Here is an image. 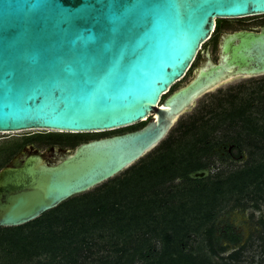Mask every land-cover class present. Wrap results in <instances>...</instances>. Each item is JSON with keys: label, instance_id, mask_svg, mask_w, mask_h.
<instances>
[{"label": "water", "instance_id": "1", "mask_svg": "<svg viewBox=\"0 0 264 264\" xmlns=\"http://www.w3.org/2000/svg\"><path fill=\"white\" fill-rule=\"evenodd\" d=\"M263 15L264 0H0V133L146 123L73 150L27 145L0 170V227L25 225L112 179L155 149L201 96L263 74L264 27L241 30L222 35L219 61L207 52L172 92L217 20Z\"/></svg>", "mask_w": 264, "mask_h": 264}, {"label": "trees", "instance_id": "2", "mask_svg": "<svg viewBox=\"0 0 264 264\" xmlns=\"http://www.w3.org/2000/svg\"><path fill=\"white\" fill-rule=\"evenodd\" d=\"M250 106L246 104L223 112L215 124L222 126L227 121L229 127L259 134L257 119L248 112ZM199 120L195 118L182 127L178 138L163 141L156 156L132 166L121 178L112 179L94 192L76 196L25 225L0 227V264H244L247 245L228 255L226 262L222 258L221 262L214 263L210 257L226 250L217 237L215 218L217 208L228 199L219 196L225 197L226 190L221 187L230 176L216 180L220 183L216 193L220 199L218 205L206 210L205 200L188 197V190L198 187L204 191L208 188L206 182L211 181L210 177L191 178L211 166L212 150L207 145L214 126L204 120L199 123ZM54 134L49 136L57 141L61 139L58 135L64 133ZM189 135L192 140L188 139ZM21 148L14 146L7 151L16 153ZM150 163L157 165L155 170L150 165L154 172L151 174L160 175L159 169L168 176L153 184L148 182L145 171ZM133 174L139 176L133 179ZM260 179L249 185L254 186L256 194L264 189ZM176 180H182L184 186L177 184L173 190H166L165 187ZM130 183H133L132 188ZM240 191L233 196L245 193ZM133 198L137 199L136 203L132 202ZM192 235L202 236L204 245L194 249L190 244ZM261 239L264 241L263 237ZM253 260L250 259L249 264H255Z\"/></svg>", "mask_w": 264, "mask_h": 264}, {"label": "rangeland", "instance_id": "3", "mask_svg": "<svg viewBox=\"0 0 264 264\" xmlns=\"http://www.w3.org/2000/svg\"><path fill=\"white\" fill-rule=\"evenodd\" d=\"M232 20L233 21H240V22L243 21V22H241V24H243V25H247L250 27H257V26H260L262 23H264V15L263 16L248 17V18H243V19H232ZM235 23H237V22H235ZM228 30L233 31V30H235V28L230 27V29H228ZM192 76H193V74L190 72V74H188V76L185 79H183L181 82L176 84L173 89H177L178 87L185 85L192 78ZM253 80L254 79L250 80L249 78H245V77L233 79L232 81H229V82L225 83L224 85H221L220 87L216 88L212 92H209L206 95L199 98L196 101V103L192 109L186 111L182 116H180L178 121L175 123L174 127L171 129V131L169 132V134L167 135V137L163 141H166L170 137H171V140L175 137L178 138V135H180V132H178V131H180L182 129V127H184L187 124H189L190 122H192L193 119H195V118L200 119L199 123H201L202 120H204V122H208L209 125L212 126L211 123H214V122L216 123V121L212 120L213 117H218L220 114H224L223 112H228L233 107H241V106L246 105L247 102L245 101V98L247 97V94L249 91L243 90V88L241 89L240 85L242 83H251V82H253ZM249 109H250V110H248L249 114L257 119L258 127L260 129V133H262V132L264 133V117H258L257 116V111H256L257 106L256 105L250 106ZM211 114H213V115H211ZM261 114H264V110L262 112L259 110L258 115H261ZM215 120H217V119L215 118ZM248 124H250V123H248ZM252 124H254V122H252ZM141 126H142L141 124H137V125L132 126L128 129H132V128L137 129L138 127H141ZM225 127H229L226 122L223 123L222 126H216V130H215L216 133H214V136H212V137L217 136L218 139H220V137L222 135H224V133L226 131L229 130L228 128H225ZM230 128H233V127H230ZM232 131L239 132L240 128H237V127L233 128ZM48 133H55V132L26 131V132H19V133L0 134V170L9 161H11V158L13 157L11 155V153H9V151H7V150L14 149V145L18 146V143L22 142V140L24 138H27L29 136H34V135L37 136L40 134H48ZM260 133L252 135V134H250V132H248V134H247L249 136V138H248L249 149H247V150L253 152L252 157L257 162L263 161V158H264V137L262 135H260ZM211 135H212V132H211ZM58 136H60V138L66 140V141H71L75 137L93 138V137H97L98 134L92 133L89 135L86 134V135H82V136H74L72 134L70 135L68 133H64L63 135H58ZM188 139L192 140V136L189 135ZM39 140L45 141L46 139L43 138L42 136H39ZM163 141L161 143H163ZM256 142H257L258 146L259 145H261V146L258 148L255 146L251 148L250 144L252 143V145H255ZM161 143L155 149L150 151L147 155H145L142 159H140L138 162H136L132 166L139 165V164H141L140 161L141 162L143 160L148 161V160H150V158L156 156L159 152V151H157V149L161 145ZM37 145H39V147H41L42 149H45L48 144H47V142H39ZM76 145H77V143L72 144V145L70 144L67 147H68V149L73 150V149H75ZM207 147L212 149L211 143L209 145H207ZM222 152L223 151L221 148H219L215 151V153H219L220 157L222 155ZM213 155H214V152H213ZM217 158H215L214 156H211V161H210L211 165H213V163H215L218 167L220 166L221 169H227V167H228V166H226L227 163L225 165H221V164L219 165V161H221V160H219V158L218 159ZM150 165L154 170L156 169L157 165L154 163H150L149 169L147 168L145 171V174L147 175V176H145V179L148 182H150L151 184H153L157 181H161L168 176V175L162 174V173H166V172L160 171L159 169H158V171H159L160 175L151 174L153 171L151 170ZM131 167H129V168H131ZM209 168L211 169L212 167L210 166ZM128 169H126L125 171H127ZM176 169H178V168L176 167ZM171 170L175 171V167ZM227 170H228V172L229 171L233 172V170H230V169H227ZM236 171L237 170H234V172H236ZM260 171H264V164L260 165L259 167L257 166L255 168H251V167L250 168H244L242 170L237 171L234 174L230 173L229 174L230 177L224 182V184L221 183L222 184L221 190L225 189L227 196L226 195H225V197H223L221 195L219 196L220 199H225V198H228V199H225V201H223L222 205H220L216 210V213H217L216 218H215L216 224L221 219H223L224 222L226 220H230L233 225H235L239 228L240 232L242 233V236H245V239L242 240V242H243L242 245L244 243H245V245H247L246 250L243 253L242 262L244 264H249L250 259L251 260L254 259L253 261H255V264H258L261 261L264 262V252H263L264 251L263 250L264 249V241H262V239H261V237H263V240H264V228L262 229V226L260 223V219H262L264 217V195H263L264 192L262 194L260 193L261 198L263 199V201H261V198L257 197L258 194H256V192H253L254 186L249 187V185H252V183L255 180L261 178L264 175V173L260 172ZM124 172L118 174L117 176L113 177L112 179H116L117 177L121 178V176H123ZM205 172H206V176L204 178H206V177L209 178L210 175L213 174V173H211L210 170H205ZM138 176L139 175L133 174L132 178L135 179ZM193 176L194 175H192L191 178L195 179ZM220 178H223V176H221ZM112 179L104 182L103 184H105L107 182L109 183L110 181H112ZM221 180L222 179H220L219 181H221ZM183 183L184 182L182 180H176L174 183H169L165 188H166V190H173L178 185L180 187H183L184 186ZM103 184H101V185H103ZM207 184H208V188L205 189L206 191L205 190L201 191L198 187L195 189L188 190V191H190L188 193L189 199H193L195 201L197 199H203L206 201V204H208V206H206V210L209 209V206L214 207L215 205H218L220 203L219 197L216 196V193L220 187V183H217L216 180H214V181L206 182V185ZM101 185L91 189L89 192L96 191ZM129 185L131 186V188L133 187V183H130ZM186 186H191V184L190 185L187 184ZM241 189H242V192L243 191L245 192L242 194V196L241 195L233 196L236 193L241 192L240 191ZM245 189H247V190L245 191ZM147 192H149V190H147ZM130 199H132V198H130ZM238 199H240V200H238ZM132 202L136 203L137 199H136V201H134V198H133ZM190 238L192 239L190 244L192 247H194V249H197V248L204 245L202 236L198 237L197 235L196 236L192 235ZM156 242L157 241H155V243ZM99 243H106V241L99 240ZM157 245L160 247L161 244L157 243ZM221 245L224 246L226 244L222 243ZM224 247H226V250L224 252H221L220 254H217V255L210 256L214 263L215 262H221L222 258H224L223 261L226 262L227 260H225V258L227 259L228 255H230L231 253H233L235 250L238 249V247L236 245H230V246L228 245V246H224ZM102 251L107 252L106 250H102ZM203 251L208 253V255H210L208 249L204 248ZM108 252L110 253L111 249ZM115 256H116V254H115Z\"/></svg>", "mask_w": 264, "mask_h": 264}, {"label": "flooded vegetation", "instance_id": "4", "mask_svg": "<svg viewBox=\"0 0 264 264\" xmlns=\"http://www.w3.org/2000/svg\"><path fill=\"white\" fill-rule=\"evenodd\" d=\"M231 20L232 19L217 20L215 31H214L213 35L211 36L210 40L206 44H204V46L202 47L201 50L203 53L201 52L200 54H198L193 66L189 70L188 74H190V72H191L193 74V76L195 75V73L199 69L200 64L203 61H207V56H206L207 52L210 53L211 58L213 59L214 62L217 63L219 61V58H220V41H221L222 35L228 34V33H233L236 31H241V30L258 32L259 28L264 27V23H262L260 26H257V27H250V26L241 24V22H243V21L240 22V21H233V20L231 21ZM235 22H237V23H235ZM230 27L235 28V30L229 31L228 29H230ZM188 74H187V76H188ZM241 77L249 78L250 80L254 79L253 82H251V83H242L240 85V88L241 89L243 88V90L249 91L247 94V97L245 98V101L247 102L246 104H249L251 106L256 105L257 106V109H256L257 116L258 117H264V114L258 115L259 110L261 112L264 110V73L258 74V75H253V76H246V75L236 76V77L229 79L228 81L224 82L221 85H224L225 83L232 81L233 79H238ZM220 86H218V87H220ZM175 90L176 89H173L172 92ZM212 91H210V92H212ZM206 94H204V95H206ZM211 115H213V114H211ZM218 117H220V115ZM215 118L218 120L217 117H213L212 120L217 122V120H215ZM211 124H212V126H214V129L212 130V135H210L211 139L209 138L210 143L212 145L211 156H214L215 158L218 157L219 160H221V161H219V165L220 164L225 165L227 163L226 164V166H228L227 169L234 171V170H242L244 168H250V167L255 168L257 166L259 167L260 165L264 164V158H263V161L257 162L252 157L253 152L247 150V149H249V146H248L249 136L247 135L249 131L243 130V131L236 132V131H232V128H230V127H225V128H228L229 130L226 131L224 133V135H222L220 137V139H218L217 136L212 137V136H214V133H216L215 130H216V126H218V125H216L215 122L211 123ZM138 128H141V127H138ZM134 130H136V129L135 128L134 129L133 128L132 129H128V128L127 129L126 128L125 129H119V130L109 131V132H105V133H97L98 134L97 137H93V138L84 137L81 139H79L80 137L79 138L77 137L71 141H66L62 138L60 140L54 141V138H50V136H49V135H52L53 133L41 134V135H44L43 138L46 139L45 141H40L39 136L34 135V136H29L27 138H24L22 140V142L18 143V146H22V148L19 149L16 153H14L13 151H10L9 153H11V155L13 156L11 158V161H12L13 158L22 149H24L27 145L32 144V145H34L35 148L40 149L41 152H46L48 149H51L53 147H60L62 149H68L67 146L70 144L72 145V144L77 143L76 146H78L79 144L84 143V142H89V141L101 139L104 137H110L113 135H119V134H123L126 132L134 131ZM250 134H253V133L250 132ZM54 135H58V133H56ZM60 135H63V134H60ZM260 135H262L264 137L263 132ZM32 138L34 140L30 141V139H32ZM39 142H47L48 145L45 149H42L41 147H39V145H37ZM254 146L258 148L261 145L258 146L257 142L255 145H252V143L250 144L251 148ZM219 148H221L223 151L221 157H220L219 153H215V151ZM213 152H214V155H213ZM11 161H9L5 166H7ZM5 166H3V168ZM211 167H212L211 169L210 168L208 169L211 171V173H213L212 175L209 174L211 181H214V180L219 181L221 179L220 178L221 176H223V178H227V176L231 172V171L228 172L227 169H221L220 166L218 167L215 163H213V165H211ZM201 172H205V171H201ZM260 182L262 184H264V175L261 177ZM263 192H264V189L258 193L257 197L261 198L260 193L262 194ZM72 198H74V197H72ZM72 198H70V199H72ZM70 199H68V200H70ZM261 201H263L262 198H261ZM260 223H261V226L263 229L264 228V217L262 219H260ZM216 227H217V237H219V239H220L219 240L220 244L225 243L226 245H224V246L236 245L238 248L245 245V243L242 245V243H243L242 240L245 239V236H242V233L240 232L239 228L237 226L233 225L230 220H226L224 222L223 219H221L217 222ZM237 241H239V242H237Z\"/></svg>", "mask_w": 264, "mask_h": 264}, {"label": "bare ground", "instance_id": "5", "mask_svg": "<svg viewBox=\"0 0 264 264\" xmlns=\"http://www.w3.org/2000/svg\"><path fill=\"white\" fill-rule=\"evenodd\" d=\"M17 133H19V132H17ZM0 134H10V133H0Z\"/></svg>", "mask_w": 264, "mask_h": 264}, {"label": "clouds", "instance_id": "6", "mask_svg": "<svg viewBox=\"0 0 264 264\" xmlns=\"http://www.w3.org/2000/svg\"><path fill=\"white\" fill-rule=\"evenodd\" d=\"M148 119V118H147Z\"/></svg>", "mask_w": 264, "mask_h": 264}]
</instances>
